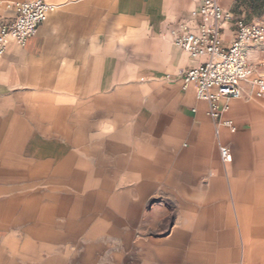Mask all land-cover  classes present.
Wrapping results in <instances>:
<instances>
[{
  "label": "crops",
  "instance_id": "obj_1",
  "mask_svg": "<svg viewBox=\"0 0 264 264\" xmlns=\"http://www.w3.org/2000/svg\"><path fill=\"white\" fill-rule=\"evenodd\" d=\"M23 1L0 0V23H12ZM49 2L54 10L35 35L0 53V264H55L45 240L74 214L59 193L74 190L73 175L104 176L122 160L133 184L169 193L166 206L151 211L145 198L141 215L152 226L175 215L177 224L202 222L224 241L225 264H248L253 255L264 264V98L253 84L264 80V41L244 47L252 75L241 81V97L218 102L214 117L196 84L183 88L179 75L207 57L193 59L170 35L179 22L194 24L204 0ZM249 5L221 2L256 23ZM222 39L232 43L231 25ZM165 232L174 233L169 225ZM155 241L160 248L145 259L135 245L118 264H169L149 258L174 251L169 238Z\"/></svg>",
  "mask_w": 264,
  "mask_h": 264
},
{
  "label": "rangeland",
  "instance_id": "obj_2",
  "mask_svg": "<svg viewBox=\"0 0 264 264\" xmlns=\"http://www.w3.org/2000/svg\"><path fill=\"white\" fill-rule=\"evenodd\" d=\"M248 1L257 18L256 23L264 25V0ZM128 163L127 160L120 161L122 168H112L104 176L94 173L73 175L74 190L59 193L65 196L62 202L71 203L74 214L71 223L58 225L50 233L51 239L45 240L55 246V264H84L82 259L98 264H118L120 257L129 258V250L135 245L140 254L138 260L145 259V251L160 248L155 240L163 238H169L165 247L174 251L167 256L153 252L149 258L166 260L169 264H225L224 241L214 233H207L202 222L193 225L187 217H181L177 224L176 215L171 220L164 218L155 227L146 221L141 210L147 195L152 201L146 210L151 211L158 205L166 206L164 200L169 193L161 190L148 192L145 184L136 185L140 183L139 176V181L133 184L134 177ZM84 183L89 189L80 191L78 188ZM167 225L173 229V234L165 232ZM238 227L237 240L241 242L240 225ZM252 242L250 240L249 244ZM248 260V264H260L256 255Z\"/></svg>",
  "mask_w": 264,
  "mask_h": 264
},
{
  "label": "built area",
  "instance_id": "obj_3",
  "mask_svg": "<svg viewBox=\"0 0 264 264\" xmlns=\"http://www.w3.org/2000/svg\"><path fill=\"white\" fill-rule=\"evenodd\" d=\"M222 0H204L202 6L192 12L191 25L182 21L170 31L173 44L186 51L193 59L207 57L197 67L181 70L179 75L186 88L190 83L197 86V97L207 101L214 117H220L218 102L230 100L242 95L241 81L252 75L244 47L248 44H259L264 41V25L248 23L243 17L221 6ZM17 12L12 23H0V53L11 41L25 45L35 35L40 25L54 10L49 0H28L15 3ZM225 25L233 27V41L225 46L222 33ZM257 90L256 97L264 98V80L253 81ZM228 125L235 129L233 122ZM221 158L225 163L233 159L227 147H221Z\"/></svg>",
  "mask_w": 264,
  "mask_h": 264
}]
</instances>
